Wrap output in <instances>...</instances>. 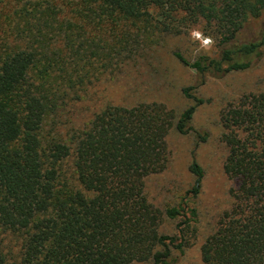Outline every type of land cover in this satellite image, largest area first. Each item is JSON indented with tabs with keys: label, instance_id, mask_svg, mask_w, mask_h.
Instances as JSON below:
<instances>
[{
	"label": "trees",
	"instance_id": "trees-1",
	"mask_svg": "<svg viewBox=\"0 0 264 264\" xmlns=\"http://www.w3.org/2000/svg\"><path fill=\"white\" fill-rule=\"evenodd\" d=\"M3 1L4 32L15 36L0 42V264H172L198 223L204 170L190 164L193 186L165 211L149 200L146 179L165 170L170 130L191 131L204 99L183 88L196 104L177 113L97 93L87 119L74 105L154 36L198 24L218 54L178 52L182 64L202 77L250 69L264 54V0ZM221 123L223 168L236 185L202 260L264 264V92L227 104ZM164 216L178 220V236L160 233Z\"/></svg>",
	"mask_w": 264,
	"mask_h": 264
},
{
	"label": "rangeland",
	"instance_id": "rangeland-1",
	"mask_svg": "<svg viewBox=\"0 0 264 264\" xmlns=\"http://www.w3.org/2000/svg\"><path fill=\"white\" fill-rule=\"evenodd\" d=\"M3 2L6 4L9 0ZM9 25L10 22L7 26L4 16L0 14V42L6 38L8 41L14 38L15 34L11 31L9 35L4 32ZM195 29L200 30L205 37H211L203 24L188 29L180 36L156 35L155 42L149 44L151 49L133 55L132 60L125 63L118 75L107 76L94 84L89 95L84 96V101L74 105L78 115H85L87 119L93 111L89 107L94 100L92 98L98 97V94H106L104 100L123 105L160 101L177 113L196 104L195 100L184 96L183 88L191 87V93L204 99V103L197 107L194 114L191 131L182 134L176 127L170 130L167 136L169 154L165 170L146 179L149 200L165 211L168 207L178 205L182 195L193 186L195 177L190 171V164L197 160L204 170L202 190L196 200L198 223L187 234L184 253L173 251L175 261L172 264H205L201 246L215 230L222 212L231 205L230 189L236 185L223 168L228 148L222 138V110L244 94L264 92V54L261 59L254 61L250 69L230 72L225 76L207 74L202 77L182 64L175 55L178 52L190 60L202 54H218L217 41L211 37L213 45L207 49L202 48L201 42L191 35ZM97 101L100 104L102 100ZM204 136L205 141L202 139ZM177 224L178 220L164 216L159 231L164 235L178 236ZM134 264H153V260Z\"/></svg>",
	"mask_w": 264,
	"mask_h": 264
},
{
	"label": "clouds",
	"instance_id": "clouds-1",
	"mask_svg": "<svg viewBox=\"0 0 264 264\" xmlns=\"http://www.w3.org/2000/svg\"><path fill=\"white\" fill-rule=\"evenodd\" d=\"M191 35L193 38H195L201 42L202 48H205V49L210 48L214 43V41L211 37H205L203 35V33L198 29L193 30Z\"/></svg>",
	"mask_w": 264,
	"mask_h": 264
}]
</instances>
